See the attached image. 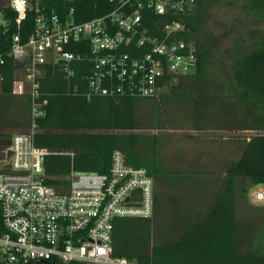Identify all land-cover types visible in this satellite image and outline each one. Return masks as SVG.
Wrapping results in <instances>:
<instances>
[{
	"label": "built area",
	"instance_id": "2783aa9c",
	"mask_svg": "<svg viewBox=\"0 0 264 264\" xmlns=\"http://www.w3.org/2000/svg\"><path fill=\"white\" fill-rule=\"evenodd\" d=\"M107 13L76 22L71 11L60 17L40 10L25 40L10 36L6 54L13 63L11 94L27 96L28 128L0 134V264H31L48 259L93 264H139L112 255L113 224L118 217L152 216L154 181L148 170L126 161L115 149L104 172L71 169L68 184L44 182L43 158L56 153L35 145L37 121L44 110L39 97L45 65H60L65 76L83 71L76 86L92 96L129 95L159 98L167 91V78L196 69L192 42L176 37L183 31L179 21L157 22L159 34L143 24V10L159 16L183 13L194 0H109ZM19 24L31 4L8 0ZM9 19L0 11V26ZM77 51H71L68 47ZM3 75L0 73V93ZM65 153L72 154L71 151ZM254 203L264 205V186L255 185Z\"/></svg>",
	"mask_w": 264,
	"mask_h": 264
},
{
	"label": "trees",
	"instance_id": "16d2710c",
	"mask_svg": "<svg viewBox=\"0 0 264 264\" xmlns=\"http://www.w3.org/2000/svg\"><path fill=\"white\" fill-rule=\"evenodd\" d=\"M234 1H240L245 9L257 10L264 19V0H194L189 11L167 14V17L146 9L142 11L143 24L154 35L159 34L157 22L183 23L185 29L173 34L192 42L197 55L196 69L191 73L169 76V90L160 98L119 95L92 96L87 99L83 86L75 87L83 71L76 68L73 75L66 77L59 64L45 65L38 88V99L44 114L37 121L33 138L35 145L58 152L44 155V182L52 186L66 185L71 169L78 172H104L109 167L110 156L115 149L124 153L129 164L145 167L154 179L160 163L161 137L150 131H138L141 128L158 127L140 126L136 109L145 100L143 98L156 104L162 97L179 93L176 89L182 87L184 81L193 79L202 82L201 78L209 73V60L217 46V37L204 29L215 7ZM29 2L31 7L19 24L15 22L16 12L7 5L0 6V11L9 19L6 28L0 26V52L8 50L13 33H19L23 40L26 39L33 28L36 3L40 10L55 12L60 17L69 15L71 11L76 22L103 15L114 5L109 0ZM243 45L244 41L240 40L232 49L231 73H226V88L220 96L234 101L235 110H240L242 121L239 119L240 122H237L235 119L231 126L206 128H239L255 130L256 133L244 139L242 153L236 160L225 161L221 191L202 215L183 210L181 218L165 215L161 196L154 192L151 217L115 219L111 237L113 256L134 259L139 264H264V205L256 206L258 215L251 227L240 225L235 219L237 194H245L255 185L264 186V34L251 44ZM68 49L77 51L70 46ZM4 57V64L0 65V73L4 78L0 108L9 101H20L21 111H27L28 116L30 101L27 96L10 92L13 63L6 54ZM181 92L184 93L183 90ZM183 95L186 96L185 93ZM15 110L11 107L10 113L13 114ZM199 115L204 117L203 113ZM192 129L204 128L196 126ZM0 134L10 136L4 132ZM65 151H71L72 154ZM31 264L93 263L48 259Z\"/></svg>",
	"mask_w": 264,
	"mask_h": 264
},
{
	"label": "rangeland",
	"instance_id": "374dc122",
	"mask_svg": "<svg viewBox=\"0 0 264 264\" xmlns=\"http://www.w3.org/2000/svg\"><path fill=\"white\" fill-rule=\"evenodd\" d=\"M7 2L0 0V6ZM240 3L222 4L212 10V18L204 30L217 37V46L209 60V73L201 78L202 82L184 81L176 89L179 93L162 97L156 104L143 98L136 109L140 126L158 127L138 131H150L161 137L160 163L153 181L154 192L160 194L167 216L181 218L183 210L202 215L219 193L218 184L222 186L223 181L218 179L222 178L225 161L236 160L242 153L244 139L256 133L239 128H206L231 126L235 119L240 122L243 118L240 110H235L234 101L220 96L226 88V73H231L232 49L240 40L247 46L259 39L264 34V19L257 10L245 9ZM192 99L199 100L189 101ZM20 106V101H9L0 108V132L27 130V111H21ZM11 107L16 109L13 114ZM196 126L204 129H192ZM255 188L252 186L245 194L239 192L236 196L235 219L245 227H251L258 215L259 204L252 199Z\"/></svg>",
	"mask_w": 264,
	"mask_h": 264
},
{
	"label": "crops",
	"instance_id": "0c3cea01",
	"mask_svg": "<svg viewBox=\"0 0 264 264\" xmlns=\"http://www.w3.org/2000/svg\"><path fill=\"white\" fill-rule=\"evenodd\" d=\"M223 176V173L221 174V177ZM218 180H221L222 181V178H219ZM221 188H222V186L220 185V184H218V187H217V189H216V191H221Z\"/></svg>",
	"mask_w": 264,
	"mask_h": 264
}]
</instances>
